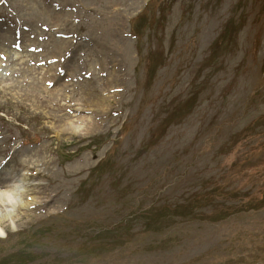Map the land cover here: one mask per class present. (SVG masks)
<instances>
[{
	"label": "rangeland",
	"instance_id": "374dc122",
	"mask_svg": "<svg viewBox=\"0 0 264 264\" xmlns=\"http://www.w3.org/2000/svg\"><path fill=\"white\" fill-rule=\"evenodd\" d=\"M4 180L0 264H264V0H0Z\"/></svg>",
	"mask_w": 264,
	"mask_h": 264
},
{
	"label": "bare ground",
	"instance_id": "6f19581e",
	"mask_svg": "<svg viewBox=\"0 0 264 264\" xmlns=\"http://www.w3.org/2000/svg\"><path fill=\"white\" fill-rule=\"evenodd\" d=\"M5 184V185H4ZM18 197V184L0 182V212L1 214H10L16 206ZM3 222V221H2Z\"/></svg>",
	"mask_w": 264,
	"mask_h": 264
}]
</instances>
